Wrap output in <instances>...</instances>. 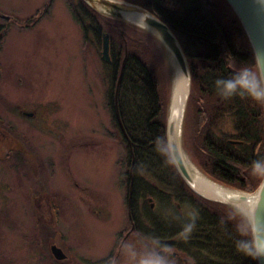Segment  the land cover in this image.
<instances>
[{
  "label": "rangeland",
  "instance_id": "obj_1",
  "mask_svg": "<svg viewBox=\"0 0 264 264\" xmlns=\"http://www.w3.org/2000/svg\"><path fill=\"white\" fill-rule=\"evenodd\" d=\"M47 2L0 0V15L10 19L0 18V264H141L161 248L151 215L185 218L191 211L171 198L166 205L163 197L146 196L138 202L140 228L132 219L131 224L133 173L112 122L102 45L84 41L67 0H53L47 13L24 28ZM150 34L151 66L166 103L172 91L170 54ZM17 105L35 110V116L19 115ZM186 108L187 103L182 149L208 178L191 145L193 103ZM150 177L140 173L145 184L160 190ZM220 204L248 221L233 206ZM52 246L64 259L54 258Z\"/></svg>",
  "mask_w": 264,
  "mask_h": 264
},
{
  "label": "trees",
  "instance_id": "obj_2",
  "mask_svg": "<svg viewBox=\"0 0 264 264\" xmlns=\"http://www.w3.org/2000/svg\"><path fill=\"white\" fill-rule=\"evenodd\" d=\"M52 1L25 24L32 20L35 24V17L47 13ZM122 1L150 11L166 24L184 53L191 78L186 109L193 103L191 145L201 171L229 189L253 194L264 176V168H254L256 163L264 165V101L240 96L223 99L215 85L216 79L245 66L258 73L252 47L232 8L226 0ZM67 6L85 42L100 46L103 35L109 36L107 98L112 122L126 149L127 170L133 173L129 213L136 227L140 228L141 198L163 197L165 202L171 198L191 211L188 217H181L182 232L195 215L190 241L177 245L193 262L258 264L246 218L230 206L194 193L173 165L166 143L170 95L163 103L150 61L149 46L155 44L152 35L122 19L95 12L82 0H67ZM229 140L240 143L233 145ZM142 172L149 173L160 190L145 184ZM150 218L158 230V217L152 214ZM238 243H247L253 254H245Z\"/></svg>",
  "mask_w": 264,
  "mask_h": 264
},
{
  "label": "water",
  "instance_id": "obj_3",
  "mask_svg": "<svg viewBox=\"0 0 264 264\" xmlns=\"http://www.w3.org/2000/svg\"><path fill=\"white\" fill-rule=\"evenodd\" d=\"M82 1L93 11L101 15L118 18V19H124V20H128L125 19V15L133 14L139 16L142 11H147L146 9L141 8L139 6L129 4L126 2H121L118 0H82ZM226 1L229 4V6L232 8L234 13L236 14L238 20L240 21L247 35V38L253 50L258 73L260 75H264V0H226ZM3 18L9 19L8 17L5 16H3ZM154 18L155 19H149L148 23L158 31L152 30L151 32L149 30L144 29L143 27L140 28L155 35L163 44V46L168 50V52L173 55L175 62L178 66V69L188 80V86L190 92L191 78L184 53L176 37L172 34L168 26L159 19H157L155 16ZM101 60L105 63L108 64L110 63L109 36L107 34H104L102 39ZM117 88H118V84H117ZM117 88L115 93L116 113H117L116 99L118 92ZM189 92L187 95V100L189 97ZM171 99H172V91L169 101L168 118L166 124V140H167L168 151L170 153L172 162L177 172L184 180L186 185L197 195L201 196L206 200L224 203L218 200L207 198L194 189L193 187L194 181L185 166V162L183 158V149L181 144L182 123L180 124L181 126L179 128V133H178V129H177L178 119L175 115L171 113V109H170ZM119 125L123 130L120 121H119ZM231 191L237 193V195L234 196V200L238 202L246 201L250 196L254 198L249 214L248 215H245L244 213L243 214L248 218V221L251 226L255 251L257 256V262L258 264H264V177L259 187L253 194H247L235 190H231ZM51 252L56 260L64 259V254L62 250L57 248L56 246L51 247Z\"/></svg>",
  "mask_w": 264,
  "mask_h": 264
},
{
  "label": "clouds",
  "instance_id": "obj_4",
  "mask_svg": "<svg viewBox=\"0 0 264 264\" xmlns=\"http://www.w3.org/2000/svg\"><path fill=\"white\" fill-rule=\"evenodd\" d=\"M149 19H155L150 11H142L139 17L134 21L139 27L146 30H155L148 23ZM216 91L223 99H230L234 96L248 97L256 101H264V75L254 72L250 67H242L238 71L233 72L230 76L220 77L215 81ZM255 169L264 168V165L256 163ZM195 227V215H193L190 223L186 224L183 229L185 238L187 234ZM238 248L247 255H252L250 246L247 243H238ZM141 264H170L168 257L161 252H149L145 258L141 260Z\"/></svg>",
  "mask_w": 264,
  "mask_h": 264
},
{
  "label": "bare ground",
  "instance_id": "obj_5",
  "mask_svg": "<svg viewBox=\"0 0 264 264\" xmlns=\"http://www.w3.org/2000/svg\"><path fill=\"white\" fill-rule=\"evenodd\" d=\"M138 17L139 16L133 14L125 15V19H128L126 21H129L131 23H134V21ZM149 31L152 32V30ZM170 60L172 66V99L170 109L171 113L175 115L178 119L177 129L179 133V128L181 126L180 124H183L185 103H187L186 100L189 92V86L187 78L178 69V66L172 54H170ZM183 158L185 166L194 181L193 187L197 192L207 198L227 203L240 210L245 215L249 214L250 208L252 207L254 201L253 197L250 196L248 200L242 202L235 201L234 196L237 195V193L232 192L231 190L226 189L205 177L201 172H199V170L194 166V164L189 160V158L184 154V152Z\"/></svg>",
  "mask_w": 264,
  "mask_h": 264
},
{
  "label": "flooded vegetation",
  "instance_id": "obj_6",
  "mask_svg": "<svg viewBox=\"0 0 264 264\" xmlns=\"http://www.w3.org/2000/svg\"><path fill=\"white\" fill-rule=\"evenodd\" d=\"M1 19H4L3 16L0 15ZM5 20H10V19H5ZM26 25H24V28H27ZM17 112L19 115L24 116V117H34L36 111H23L22 109L20 110V106L17 105ZM228 143L230 144H239L240 142L234 141V140H229ZM177 208L179 209V205H176ZM168 215H165L164 217L158 216L159 219V233H160V240H159V245H161V248L159 252L165 254L169 261L173 262H180L184 264H196L193 262L187 255L186 252H182L177 249V245L184 244L189 242L190 240V234H187V238H185V234L181 231L180 223H181V215L177 213H169L167 212ZM179 215V218H178ZM128 219L130 220L131 224L133 221H131V215L128 213ZM128 234V232L126 233Z\"/></svg>",
  "mask_w": 264,
  "mask_h": 264
}]
</instances>
